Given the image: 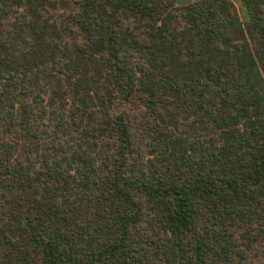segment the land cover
I'll return each instance as SVG.
<instances>
[{
	"label": "trees",
	"instance_id": "trees-1",
	"mask_svg": "<svg viewBox=\"0 0 264 264\" xmlns=\"http://www.w3.org/2000/svg\"><path fill=\"white\" fill-rule=\"evenodd\" d=\"M240 4L0 0V264H264V0Z\"/></svg>",
	"mask_w": 264,
	"mask_h": 264
},
{
	"label": "rangeland",
	"instance_id": "rangeland-1",
	"mask_svg": "<svg viewBox=\"0 0 264 264\" xmlns=\"http://www.w3.org/2000/svg\"><path fill=\"white\" fill-rule=\"evenodd\" d=\"M179 1H191V0H179ZM238 8V11L243 14V10H242V7H241V4H240V0H233ZM48 11V10H47ZM48 15V13H47ZM55 15V14H54ZM50 16V15H49ZM52 18V16H50ZM253 264H256L254 261H253Z\"/></svg>",
	"mask_w": 264,
	"mask_h": 264
}]
</instances>
